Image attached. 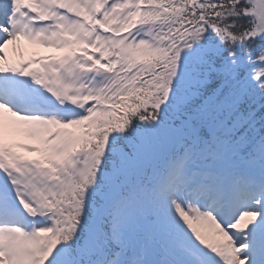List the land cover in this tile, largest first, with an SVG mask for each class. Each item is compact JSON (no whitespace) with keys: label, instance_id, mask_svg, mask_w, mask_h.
Returning a JSON list of instances; mask_svg holds the SVG:
<instances>
[{"label":"snow or ice","instance_id":"1","mask_svg":"<svg viewBox=\"0 0 264 264\" xmlns=\"http://www.w3.org/2000/svg\"><path fill=\"white\" fill-rule=\"evenodd\" d=\"M0 264H264V0H0Z\"/></svg>","mask_w":264,"mask_h":264},{"label":"rangeland","instance_id":"2","mask_svg":"<svg viewBox=\"0 0 264 264\" xmlns=\"http://www.w3.org/2000/svg\"><path fill=\"white\" fill-rule=\"evenodd\" d=\"M27 49V52H32V51H38V52H41V53H44L46 52L47 50H42V49H33L31 46L29 48H26Z\"/></svg>","mask_w":264,"mask_h":264},{"label":"bare ground","instance_id":"3","mask_svg":"<svg viewBox=\"0 0 264 264\" xmlns=\"http://www.w3.org/2000/svg\"><path fill=\"white\" fill-rule=\"evenodd\" d=\"M26 47L28 48L29 46H28V45H26Z\"/></svg>","mask_w":264,"mask_h":264}]
</instances>
